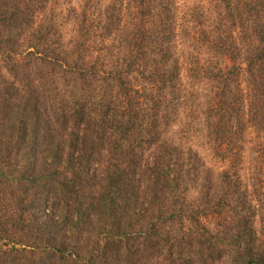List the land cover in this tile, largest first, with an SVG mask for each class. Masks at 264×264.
<instances>
[{
    "label": "trees",
    "instance_id": "16d2710c",
    "mask_svg": "<svg viewBox=\"0 0 264 264\" xmlns=\"http://www.w3.org/2000/svg\"><path fill=\"white\" fill-rule=\"evenodd\" d=\"M101 1L62 15L59 0H0V264H264V0H215L213 19L109 0L96 21ZM185 36L212 58L198 114ZM202 130L226 169L180 149Z\"/></svg>",
    "mask_w": 264,
    "mask_h": 264
},
{
    "label": "rangeland",
    "instance_id": "374dc122",
    "mask_svg": "<svg viewBox=\"0 0 264 264\" xmlns=\"http://www.w3.org/2000/svg\"><path fill=\"white\" fill-rule=\"evenodd\" d=\"M85 0H59L58 9L59 14H65L68 12L70 8H75L77 12L82 11V8L84 7ZM91 2V5L96 8V3ZM124 4V0H122ZM109 3V0H102L101 1V11L95 13V20L101 21L104 19L103 14L104 10ZM179 4V11L182 13L192 14L193 9L200 10L199 8H203L207 10L208 17L210 19H213L214 17H218L219 12H223L222 8L219 7L218 4H216L215 0H178ZM123 8V7H122ZM117 12V11H116ZM220 13V14H221ZM61 20V19H60ZM186 22V19L184 18L183 21H178L179 25L178 27L181 28L182 34H185V30H190V34H196L197 30H191L190 25L187 26L184 24ZM191 22V21H190ZM195 25V24H194ZM212 21L206 23V26H204L203 29H207V31L211 30L212 28ZM196 29L200 28L195 25ZM78 30L77 23H68L67 25H63L61 31L63 34V41L67 44L70 39H73V37L76 35V32ZM180 32V31H179ZM196 38V37H194ZM109 42H112L111 40ZM199 41H194L192 38L181 37L180 41H178V53L180 56V65L182 68L181 71V82H182V88L184 89V92L189 97L191 104L193 108L195 109V113L198 114L201 111L202 106L204 105L205 95L209 93V91L213 88L214 91L216 88L213 87L215 82L209 83L207 81L206 77L204 79L205 74L210 71V65L212 62V58L209 56L210 54L207 52L206 49H197L196 46ZM102 46V43H100ZM99 45V44H98ZM195 63V64H194ZM199 66L198 74L195 78H191L190 76L186 75L188 69H193L192 67ZM222 66H225V63L222 64ZM194 76V75H193ZM244 77H241L243 88L245 89V83H244ZM191 84H194V87H191ZM187 91H190L191 93H187ZM187 114L185 112H182L180 115L179 120H181L177 127L174 129L171 128L170 130V136L174 138V141H171L175 146L179 143L180 139L178 138L177 130L181 131L180 129H183L184 122H186L188 119L185 118ZM183 123V124H180ZM253 143V142H252ZM257 146V142L254 141L253 144H247L246 149H250L245 153V168L241 172V176L245 182H250L249 178H253L256 167L258 166V156L257 153L254 151V149ZM188 147H191L190 149L195 152L199 158L202 160V162L205 164L206 167L210 168L214 172H220L224 169H226L227 165L225 163H222L219 159H216L213 157V154L211 152V146L208 143V140L205 137V132L202 130L199 133L190 134L189 138L184 139L180 143V149H188ZM259 228V227H258ZM225 261H223L224 264ZM220 264V263H219Z\"/></svg>",
    "mask_w": 264,
    "mask_h": 264
}]
</instances>
